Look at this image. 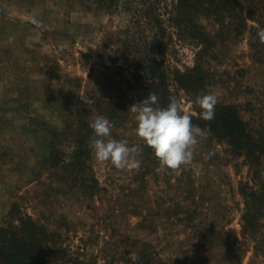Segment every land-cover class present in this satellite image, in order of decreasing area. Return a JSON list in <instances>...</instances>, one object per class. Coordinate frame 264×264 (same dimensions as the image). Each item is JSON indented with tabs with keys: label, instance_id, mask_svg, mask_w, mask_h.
Returning <instances> with one entry per match:
<instances>
[{
	"label": "rangeland",
	"instance_id": "374dc122",
	"mask_svg": "<svg viewBox=\"0 0 264 264\" xmlns=\"http://www.w3.org/2000/svg\"><path fill=\"white\" fill-rule=\"evenodd\" d=\"M173 1L0 0V227L31 221L58 236L56 245L68 250L69 264H123L145 245L167 262L264 264V245L251 262L250 241L237 259L226 244L204 255L195 252L196 226L239 235L238 185L248 180L243 161L230 159L223 142L206 135L197 138L190 163L162 167L137 137L134 115L127 111L138 103L129 86L136 74L132 62L152 52L167 68L193 65L195 45L167 22ZM253 6L264 18V0ZM32 15L42 27L30 23ZM247 18L256 26L255 18ZM201 23L216 29L211 20ZM247 42L246 33L218 46L210 92L219 102L245 106L251 126L264 131V64L251 60ZM169 83L181 113L195 115L188 95ZM84 96L93 103H83ZM108 112L116 115L112 137L138 146L141 166L116 169L98 162L87 142L85 173L100 188L90 192L67 166L76 156L73 134ZM177 203L181 209L187 204L193 218L176 219ZM262 231L264 241V226Z\"/></svg>",
	"mask_w": 264,
	"mask_h": 264
},
{
	"label": "trees",
	"instance_id": "16d2710c",
	"mask_svg": "<svg viewBox=\"0 0 264 264\" xmlns=\"http://www.w3.org/2000/svg\"><path fill=\"white\" fill-rule=\"evenodd\" d=\"M253 4L254 0H174L170 3L167 22L177 27L182 40L195 45L197 51L193 65L184 70L167 68L151 52L149 58H138L134 64L132 62L136 68V74L132 77L133 83H129L131 95L137 102L146 98L149 93H155L162 107L166 106L169 98L172 97L169 82L174 84L188 95L195 106V115H191L192 123L208 130L207 135L223 142L224 152L230 159L243 161L247 167L248 180L238 185V194L243 205L239 219V235H235L233 231L215 228L198 230L196 226L195 252L204 255L221 244H226L227 249L236 257L237 254L244 252V243L250 241L252 243L251 262L260 256L264 245L262 231L264 226L262 221L264 217V131H257L251 126L250 121L245 117L246 107L240 103L217 101L214 119L204 121L199 117L200 109L195 104V99L197 95L211 93V88L215 86V73L210 68L211 61L216 60L218 46H223L228 39L242 37L247 33L251 60L264 64V40H261L259 35L264 29V18L256 13L257 10ZM145 12V16L152 14L150 11H148L150 13ZM247 16L255 18L253 22L256 26L248 25ZM202 19L211 20V24H214L216 29L207 30L201 23ZM152 40L154 42L152 41L151 46L155 49V37ZM105 114L108 119L111 118V122L116 117L114 113ZM108 114L111 115L108 116ZM91 135L92 130L88 123L87 127L78 126L74 130L72 155L76 156L72 157L74 161L67 166L70 167L71 172L77 171V175L81 176L83 184L88 185L90 192H99L98 182L89 173H85L86 161L91 153L87 150V142ZM77 175L75 178L78 177ZM175 207L173 215L176 219L181 214L187 215V219L193 218L187 204L186 209L183 208L184 204L182 209L178 203ZM11 211L8 219H12L15 215ZM10 223L9 220L8 224ZM57 238L56 235L40 231L31 221L22 222L17 228L3 225L0 227V264H69L71 262L69 252L61 245H56ZM135 256L139 257L135 264H184L180 261H164L152 246L147 245L143 246ZM123 264H133V259H128Z\"/></svg>",
	"mask_w": 264,
	"mask_h": 264
},
{
	"label": "clouds",
	"instance_id": "9594fccd",
	"mask_svg": "<svg viewBox=\"0 0 264 264\" xmlns=\"http://www.w3.org/2000/svg\"><path fill=\"white\" fill-rule=\"evenodd\" d=\"M30 23L36 28L43 26L35 15L30 16ZM259 35L264 40V29ZM80 99L85 104L93 103L87 96ZM195 104L200 109L199 117L202 120L214 119L217 104L214 94L197 95ZM127 111L134 115L137 137L151 149L160 165L168 169H177L190 163L194 146L198 143L197 138L208 134V130L192 123L191 115L181 113L174 97H170L168 104L162 107L159 97L155 93H149ZM89 128L92 130L89 147L98 162L110 163L116 169L135 170L141 166L138 146H130L127 140L114 139L111 135L112 124L106 116H96L89 123ZM132 259L135 264L139 257L134 255Z\"/></svg>",
	"mask_w": 264,
	"mask_h": 264
}]
</instances>
